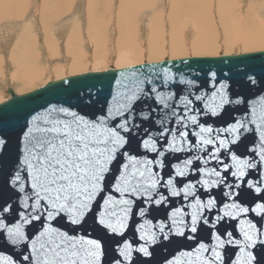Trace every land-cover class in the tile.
<instances>
[{
	"label": "snow or ice",
	"instance_id": "6c2138e0",
	"mask_svg": "<svg viewBox=\"0 0 264 264\" xmlns=\"http://www.w3.org/2000/svg\"><path fill=\"white\" fill-rule=\"evenodd\" d=\"M175 67L121 72L110 100L101 102L91 90L74 93L75 104H49L43 114L25 118L16 133V167L0 187V264H147L139 254L149 257L150 245L186 241L188 250L165 257L164 264L192 257L199 264H264V202H256L264 201V109L228 123L238 111L228 106L244 102L232 93L229 73L225 79L209 73L204 83L211 94L194 95L196 81L177 77ZM240 75L257 84L253 75ZM184 91L177 115L176 97ZM155 112L163 116L154 122ZM172 118L175 128L165 124ZM210 120L227 126L214 130L205 126ZM9 144L0 128V157ZM196 151L206 155L172 164L178 153ZM194 159L217 167H199ZM246 170H256L259 180H246ZM221 185L223 200L213 192ZM246 196L249 206L241 202ZM175 197L190 210L182 205L169 211ZM157 216L166 218L153 223Z\"/></svg>",
	"mask_w": 264,
	"mask_h": 264
},
{
	"label": "rangeland",
	"instance_id": "374dc122",
	"mask_svg": "<svg viewBox=\"0 0 264 264\" xmlns=\"http://www.w3.org/2000/svg\"><path fill=\"white\" fill-rule=\"evenodd\" d=\"M210 1H214L213 6ZM152 2V6L145 9H140L137 6L135 10L131 6L134 9L132 11L136 14L130 21V23L132 22L130 34L127 31H120L116 25L119 23L115 18L119 0L92 2L93 6L91 7L88 5L91 0H72L67 7L66 15L47 23L50 42L56 48L54 53L56 55L49 57L42 45L43 36L40 33V24L33 19L41 0H27L28 9L20 23L17 25L11 23V26H2L5 24H1L0 103L6 99L4 91L8 87L14 93L21 95L50 81L87 72H102L110 67L124 69L144 63H158L165 59L213 58L221 55L264 52V45L255 44L246 47L243 41L244 33L250 32L254 28L258 32L264 33V0H219V2L218 0H206L210 32L208 26L204 33L206 37H213L214 48H208L206 52L201 53L192 50L193 45L197 44L201 37L199 23L192 13L189 11L186 17L175 14L173 18L176 16L177 18L172 20V18L169 19L171 8L167 5L168 0H153ZM218 4L222 9H217ZM95 7L97 8L93 9ZM201 26L203 28L204 24L202 23ZM174 27L177 30L172 31ZM156 30L157 33L152 34ZM35 33L38 48H35L37 45L34 46L33 51L29 47V42L34 37L36 38ZM226 35L228 38H225ZM21 37L25 38L24 42L27 40L24 46L20 45ZM225 41L236 44L226 48ZM172 45L183 46V50L176 53L171 52L172 47L170 46ZM150 47L152 51L161 49L162 52L152 55ZM10 54L13 55V63L8 64ZM134 55L138 56L134 57ZM74 64L75 66L78 64L77 67H73ZM32 67L36 69L38 75L36 77L34 75L31 82L17 81L21 79V71H28ZM11 77L14 78V81H11Z\"/></svg>",
	"mask_w": 264,
	"mask_h": 264
},
{
	"label": "water",
	"instance_id": "95a60500",
	"mask_svg": "<svg viewBox=\"0 0 264 264\" xmlns=\"http://www.w3.org/2000/svg\"><path fill=\"white\" fill-rule=\"evenodd\" d=\"M167 64L169 67L175 65V68H171V71L177 76H183L185 79L195 80L196 85L190 89L194 95L202 94L205 89H207L208 94H211L210 85H206L204 81L209 80V73L216 72L218 79H225L224 73L228 72L231 79L228 81L231 87L232 93H238L243 98L244 102L237 105L232 104L228 106L230 109H238V111L232 112V118L227 122L231 123L233 120H241L247 117L252 119V110L255 109L257 114L264 109V52H255L248 54L240 55H229V56H218L213 58H185L178 60H168L158 63H144L142 65H137L124 69H114L110 67L106 71L102 72H87L81 75L69 76L57 81H50L45 85L30 91L25 94H15L13 90L8 87L5 89L4 94L6 99L0 103V128L5 131V134L8 135L10 144L6 152L3 153L0 157V187L3 186L4 181L10 178V174L13 169L16 167V162L18 160L19 152L17 148V137L16 133L19 130L20 126L24 123L26 117H29L33 114H43V109H45L49 104H61L62 102L69 101L73 104L76 103L73 94L74 93H83L87 95L88 91H93L94 93H99L98 99L103 102L105 100H110L111 95L114 94L115 90L119 87L117 81L122 80L120 76L121 72L129 73L132 69H141L146 66H159ZM176 68H179L180 71L177 72ZM246 72L248 75H253L257 84L252 86L247 81L246 76L240 75V73ZM69 81V84H65L64 81ZM187 95V91L179 92L176 97V104L179 107L176 108L177 115H181L183 111V106L180 104V100L183 96ZM94 98H96L94 96ZM236 97L234 96L233 99ZM199 104V102H197ZM102 104L98 103L97 108L101 107ZM147 111V109H145ZM163 116L162 112H155L153 114V121H157L160 117ZM201 122H203V117H198ZM166 126L175 128L176 122L175 119H166ZM211 126L214 130L226 127L227 124L219 120L208 121L205 126ZM147 127L146 125L144 126ZM250 127H255L250 125ZM156 128H159V124L156 123ZM198 132V129H196ZM142 134V133H141ZM153 135H158L155 128L152 130ZM249 139L245 141L249 147H252V137L249 134ZM169 135V139H171ZM191 143H195V137L192 138ZM207 151H211L212 147L206 146ZM259 149L257 148V151ZM244 151V149H241ZM205 152L196 151L189 154V152L178 153L177 156L179 159H173L172 164H177L182 162L186 157L194 158L197 156H205ZM257 163H259V158L257 157ZM231 163V161H226ZM194 164H198L199 167H217L215 161H209L207 165H204L201 162H198L194 159ZM246 170V180H253L256 182L259 180V173L256 170H251V174ZM259 172H264V164H261ZM190 177H195L199 179V175L195 172H190ZM232 177L229 176V182L232 181ZM187 182V180H185ZM182 187V185H178ZM264 187V184H262ZM223 186L213 189V192L220 193V198L223 200V192L221 189ZM243 189H247V184H243ZM240 191V190H237ZM253 195H256L253 191ZM204 197H202L203 199ZM244 206H249L251 202V197H244L243 201ZM264 202V201H256ZM184 206L185 210L187 209V202L183 200L182 197L171 198L170 205L168 210L171 211L175 207ZM254 206V203L251 204ZM213 217L215 215V210L211 214ZM255 214H249L248 219H252ZM151 218V217H150ZM165 216H157L153 223H156L157 220L165 219ZM244 216H241L240 219H244ZM228 224H234V221H227ZM231 230V229H230ZM239 237V233H237ZM129 240L132 239L131 236L128 237ZM140 243H143L142 241ZM160 243H167L166 241H160ZM191 242H184V244H172L168 248L158 247L157 245H150L149 251L152 253L149 257H144L140 255V260L147 261V264H164V258L177 255L181 250H188V245ZM205 243L210 244V240H205ZM138 246V245H136ZM194 246V245H193ZM115 247V246H113ZM134 254V259H135ZM205 256L208 254L205 253ZM232 258H235L234 253H229ZM181 264H199L196 261L195 257L191 258L189 262L188 258H182Z\"/></svg>",
	"mask_w": 264,
	"mask_h": 264
},
{
	"label": "bare ground",
	"instance_id": "6f19581e",
	"mask_svg": "<svg viewBox=\"0 0 264 264\" xmlns=\"http://www.w3.org/2000/svg\"><path fill=\"white\" fill-rule=\"evenodd\" d=\"M61 1V3L64 5V4H67L68 5V3H70L71 1L70 0H60ZM102 2L103 0H91V3L90 4H88L89 5V7H91V6H93V3L92 2ZM153 0H119V7H118V10H117V12H116V21H118L119 23H117L116 25H117V27L120 29V31H127V32H129L130 34H131V31H130V24L132 23H130V21H132L133 20V18H134V16H135V14L136 13H134V11H132V10H136V8H137V6H138V8H140V9H142V8H147L148 6H152L151 4L153 3L152 2ZM13 2V3H12ZM12 4L10 3V5H9V14L12 16V15H15V14H17V13H20V12H22V10H26V8H27V6H26V4H27V0L25 1V0H12ZM59 1L58 0H56V3H58ZM90 2V1H89ZM88 2V3H89ZM108 2H110V0H108ZM156 2V1H155ZM214 2V1H213ZM213 2H211L210 1V3H211V5L213 4ZM218 2H219V0H218ZM222 2V1H221ZM226 2V1H225ZM53 3H55L53 0H41V3H40V5H39V8L41 7V8H43V10L45 9V10H49V12H50V9H52L51 8V5L53 4ZM210 3H209V6H210ZM98 4V3H97ZM207 3H206V0H168V4L167 5H169V7L171 8V11H169V19L170 18H172V20H174V19H176L177 18V16L176 17H174L173 18V16H175V14H179V15H183L184 17H186V15L188 14V12L190 11L191 13H192V15L196 18V20H197V22L199 23V27H200V30H199V32H201V37H200V40H199V42L197 43V44H194L193 45V47H192V50L194 51V52H197V53H201V52H206V49H208V48H214V42L212 41L213 40V37H206L205 36V33H204V30L206 29V28H208V26H209V23L208 22H210V21H208L209 20V18H208V9H207V5H206ZM227 4V3H226ZM58 5V4H57ZM63 5H62V8H63ZM110 5H111V3H110ZM53 6H56V5H54L53 4ZM61 6V5H60ZM98 6H99V4H98ZM131 6H133V8L134 9H132L131 8ZM213 6V5H212ZM64 7H65V5H64ZM2 8H5V7H2ZM40 8V11L42 10ZM61 7H55L54 8V10H57L56 11V13L57 14H54L53 13V11H52V13L54 14V16L53 17H55L56 15L58 16V14H59V12H60V9ZM97 7H95V8H93V9H96ZM210 8V7H209ZM219 8H221V7H219V4H218V7H217V9H219ZM16 9V10H15ZM67 8H64V10L65 11H67L66 10ZM92 9V10H93ZM117 9V8H116ZM222 9V8H221ZM42 10V11H43ZM44 10V11H45ZM64 10H62V11H64ZM61 11V12H62ZM90 11H91V9H90ZM218 11V10H217ZM7 12V13H8ZM60 12V13H61ZM91 12H93V11H91ZM4 13V12H3ZM43 13V12H42ZM133 13V14H132ZM223 13V12H222ZM221 13V14H222ZM6 14V13H5ZM9 14L8 15H6V18L9 16ZM24 14V13H23ZM23 14H22V16H23ZM37 15H38V10H37V13H36ZM225 14V13H224ZM223 14V16H225ZM227 14V13H226ZM41 15V14H40ZM60 15V14H59ZM63 15H65V13L63 14ZM62 15V16H63ZM218 15V14H217ZM220 15V14H219ZM49 16V18H47V20H49V21H52V19L50 20V15H48ZM47 17V16H46ZM46 17H45V19H46ZM179 17V16H178ZM11 18H13V17H9V19H11ZM35 18H36V16H35ZM225 18V17H224ZM34 19V18H33ZM38 19V18H37ZM36 19V20H37ZM57 18H55L54 20H56ZM210 19H212V18H210ZM226 19V18H225ZM4 20V19H3ZM3 20H2V22H3ZM13 20V19H12ZM16 20V19H15ZM18 20H19V18H18ZM53 20V21H54ZM89 20V19H88ZM30 21V20H29ZM40 21H42V20H40ZM92 21V20H91ZM171 21V20H170ZM90 22V21H89ZM156 22V21H155ZM7 23V22H6ZM35 23V22H34ZM41 23V22H40ZM47 24L48 22H43V25L44 24ZM108 23V22H107ZM202 23L204 24V27L202 28ZM172 24V23H171ZM176 24V23H175ZM90 25V24H89ZM93 25V24H92ZM174 26V25H173ZM256 26V25H255ZM38 27H39V25H38ZM153 27H154V25H153ZM172 27V26H171ZM40 28V27H39ZM41 28H42V24H41ZM44 28V27H43ZM93 29V28H92ZM98 29H99V27H98ZM134 29V28H133ZM209 30V32H210V26H209V28H208ZM212 29H213V26H212ZM38 30V29H37ZM47 30V29H46ZM49 30V29H48ZM149 30V29H148ZM175 30H177V28L176 27H174L173 29H172V31H175ZM207 30V29H206ZM119 32V31H118ZM45 33H47V32H45ZM157 33V30H156V32H154V33H152V34H156ZM30 34V33H29ZM97 34V33H96ZM120 35V34H119ZM49 36V35H48ZM133 36V35H132ZM214 36V35H213ZM37 37V36H36ZM244 46H246V47H248V46H253V45H255V44H257V45H264V33L263 32H258L255 28H254V30H251L250 32H245L244 33ZM35 38V37H34ZM225 38H228V35H226L225 36ZM123 39V38H122ZM50 40V39H49ZM20 41V40H19ZM22 41V40H21ZM25 41H27V40H25ZM30 41V40H29ZM45 41H46V38H45ZM73 41V40H72ZM124 41V40H123ZM24 42V41H23ZM36 42V41H35ZM44 42V41H43ZM121 42H122V40H121ZM22 43V42H21ZM25 43V42H24ZM24 43H23V45H24ZM31 43V42H30ZM29 43V44H30ZM48 43H49V41H48ZM47 43V44H48ZM70 44H72L71 42H69ZM224 43H226L225 45H226V48H230V47H228V46H233L234 44H236V43H234V42H228V41H225ZM37 44V43H36ZM122 44H123V42H122ZM121 44V45H122ZM35 45V44H34ZM44 45H45V43H44ZM119 45V44H118ZM21 46H22V44H21ZM28 46V45H27ZM36 46V45H35ZM46 47H48V45H45ZM130 46V45H129ZM34 47V46H33ZM65 47H66V45H65ZM170 47H172L170 50H171V52H180V51H182L183 50V46H181L180 47V45H172V46H170ZM36 48V47H35ZM50 48V47H49ZM130 48V47H129ZM150 49H151V51H152V48L150 47ZM154 49V48H153ZM157 49V48H156ZM125 50V49H124ZM131 51H132V49H131ZM161 51V49H157V50H153L152 52H151V54L152 55H156L157 53H159ZM120 52H121V49H120ZM162 52V51H161ZM129 53L130 54H132V52H130L129 51ZM26 54V53H25ZM106 54V53H105ZM126 54V53H125ZM128 54V53H127ZM11 55V54H10ZM104 55V54H103ZM105 56V55H104ZM136 55H134V57H135ZM138 56V55H137ZM136 56V57H137ZM222 56H224V55H222ZM225 56H227V55H225ZM101 58V57H100ZM104 58V57H103ZM11 60V59H10ZM76 60V59H75ZM74 60V61H75ZM95 61H97L96 59H95ZM100 61V60H99ZM101 61H102V59H101ZM103 62V61H102ZM77 65L78 64H76V66H75V64H74V66L73 67H77ZM72 67V66H71ZM32 69H34L33 67H32ZM29 71V70H28ZM35 71V70H34ZM21 74H22V72H21ZM21 74H20V76H21ZM33 74V73H32ZM27 75H29V74H27ZM27 75H23L24 77L23 78H21V79H23V81L22 82H31V79H32V77H28ZM33 75H35V74H33ZM12 78V77H11ZM16 78H18V77H16ZM20 79V80H21ZM16 94V93H15Z\"/></svg>",
	"mask_w": 264,
	"mask_h": 264
},
{
	"label": "crops",
	"instance_id": "0c3cea01",
	"mask_svg": "<svg viewBox=\"0 0 264 264\" xmlns=\"http://www.w3.org/2000/svg\"><path fill=\"white\" fill-rule=\"evenodd\" d=\"M55 3H53L54 5H56V6H53V4L51 5V8L52 9H50V12H49V10H43V8H41L42 10L40 11V8H38V15L36 14V18H34L39 24H40V30H41V35L43 36V41H42V45H43V47L45 48V50L47 51V53H48V55H49V57H54L56 54H54L55 53V51H56V48L55 47H53L52 46V43L50 42V35L48 34V32H47V30L46 29H48V24H44L43 25V22H49V20H47V18H49V16L48 15H50V20L52 19V20H54L55 18H60V17H62V15L65 13V15L67 14V12L68 11H65L64 10V8H67L68 7V5L70 4V3H68V5L67 4H64L65 5V7H64V5L61 3V1L60 0H58L59 2L58 3H56V0H53ZM70 1H72V0H70ZM12 2V0H0V28H1V24H5V25H2V26H7V25H10L11 26V23H13V24H15V25H17L18 23H20V20H21V18H22V14L23 13H26L27 12V9L28 8H26V10H22V12H20V13H17V14H15V15H10L9 14V5H10V3ZM13 3V2H12ZM11 3V4H12ZM9 4V5H8ZM28 4V3H27ZM26 4V6H28ZM58 4V5H57ZM61 5V6H60ZM62 5H63V8H62ZM2 7H5V8H2ZM55 7H61L60 9V12L62 11V10H64V11H62L61 13L59 12V14H58V16L56 15L55 17H53L54 16V14H57L56 13V11L57 10H54V8ZM16 10V9H15ZM67 10V9H66ZM52 11H53V13H52ZM4 12V13H3ZM8 12V13H7ZM43 12V13H42ZM6 13V14H5ZM36 13H37V11H36ZM9 14V16L6 18V15H8ZM41 14V15H40ZM24 15V14H23ZM47 16V17H46ZM64 16V15H63ZM9 17H13V18H11V19H9ZM45 17H46V19H45ZM18 18H19V20H18ZM4 19V20H3ZM13 19V20H12ZM16 19V20H15ZM2 20H3V22H2ZM40 20H42V21H40ZM6 22H8V23H6ZM41 22V23H40ZM51 22V21H50ZM49 22V23H50ZM41 24H42V28H41ZM44 27V28H43ZM45 32H47V33H45ZM1 33V32H0ZM49 35V36H48ZM34 36H36V33H35V35ZM45 38H46V41H45ZM21 39H23L22 37L19 39L20 40V45L21 44H23L24 42V39L21 41ZM36 41V42H35ZM48 41H49V43H48ZM22 42V43H21ZM25 42H27V41H25ZM31 42V43H30ZM29 43H30V49L32 50L33 49V51H34V47L33 46H35V45H37L36 43H37V37L36 38H33V40H31ZM44 43H45V45H48V47H46L45 45H44ZM48 43V44H47ZM35 44V45H34ZM20 45H19V47H20ZM24 45H26V43H24ZM23 45V46H24ZM18 47V48H19ZM50 47V48H49ZM22 48V47H21ZM38 48V45L36 46V49ZM13 55H11V57H10V59L11 60H8V64H11V63H13ZM35 70V71H34ZM22 72V74H21V78H23L25 75H27V74H29V75H27L28 77L30 76V77H34V75L33 74H35V77L38 75L36 72V69L34 68V69H32V68H30L29 69V71H27V70H23V71H21ZM33 73V74H32ZM24 75V76H23ZM11 79V81H14V78L12 77V78H10ZM17 81H20V82H22L23 81V79H21V80H17Z\"/></svg>",
	"mask_w": 264,
	"mask_h": 264
}]
</instances>
